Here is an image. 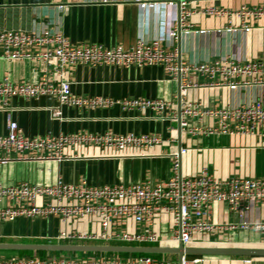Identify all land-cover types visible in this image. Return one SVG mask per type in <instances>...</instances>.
Masks as SVG:
<instances>
[{"label": "crops", "instance_id": "obj_1", "mask_svg": "<svg viewBox=\"0 0 264 264\" xmlns=\"http://www.w3.org/2000/svg\"><path fill=\"white\" fill-rule=\"evenodd\" d=\"M171 1V2H170ZM191 14L189 31L176 39L169 36L177 19V0H153L139 4L134 0H0V29L32 31L52 20L72 42H97L105 47L133 45L138 40L160 39L168 48H175L182 60L189 63L213 62L224 58L264 61V16L247 21L250 28L241 29L237 15H211L199 12L206 7L237 10L241 5L264 7V0H189ZM246 22V23H247ZM236 28L229 32L228 27ZM45 67L41 60L0 58V80L37 82ZM70 92L83 98L113 100L108 105L61 106L62 119L51 116L57 102L48 96L25 99L14 96L9 112L0 110V133L6 132L7 118L15 120L27 136L76 133L159 134L162 142L150 147L75 143L65 145L58 161L11 160L0 164V184L21 181L37 184L53 183L58 176L65 182H77L81 177L91 185L138 183L145 180H166L172 174V156L178 153L179 169L192 176L202 169L216 178L238 176L264 179V136L212 135L190 136L180 132L175 121L161 118L153 108H122L119 100L150 98L173 100L177 82L162 65H131L129 67L77 63L67 70ZM189 100H200L204 106L221 107L264 98L261 87L229 90L227 88H189ZM180 148H187L179 154ZM251 218L264 220V203L257 204ZM210 222L232 224L238 221L224 202H213L207 218ZM131 233L152 230L157 242L129 245L178 247L172 239L173 220L167 212L157 213L151 224H138L131 218L112 226ZM98 232L97 217L73 219L66 223L58 217L18 216L13 221L0 222V243H88L57 239L60 231ZM110 244H115L111 242ZM118 245H128L117 243ZM195 248H263L264 231L253 228L223 226L210 231L193 232ZM150 255L178 262L177 253L72 252L0 248V264H16L31 259L64 258L75 264H122L130 258ZM193 264H264V256L233 254H185Z\"/></svg>", "mask_w": 264, "mask_h": 264}, {"label": "built area", "instance_id": "obj_2", "mask_svg": "<svg viewBox=\"0 0 264 264\" xmlns=\"http://www.w3.org/2000/svg\"><path fill=\"white\" fill-rule=\"evenodd\" d=\"M108 1V0H102ZM139 4H150L153 0H134ZM171 2V1H170ZM177 19L169 36L176 39L180 32L189 31L191 10L189 0H177ZM211 15H237L241 29L248 30L247 21L264 16V7L241 5L237 10L206 7L199 10ZM247 22V23H246ZM227 31L236 28L228 27ZM0 58L41 60L45 63L39 80H0V110L9 112L14 96L25 99L48 96L56 100L51 107V116L62 119L61 106L108 105L113 100L83 98L70 92L68 69L77 63L92 66L108 64L123 67L131 65H162L166 74L177 82L175 99L131 98L119 100L122 108H153L162 119L175 121L180 132L190 136L212 135H258L264 136V98H253L246 103L221 107L204 106L200 100H189V88H241L264 89V61L243 60L232 57L189 63L182 60L175 48L165 47L160 39L138 40L129 47L116 44L105 47L97 42H72L52 20L41 29L32 31L1 30ZM162 142L159 134H104L76 133L27 136L15 120L7 118L6 132L0 133V164L11 160L61 161L65 145L75 143L106 145L114 148L126 146L150 147ZM187 148H180L179 154ZM172 174L166 180H145L138 183H114L91 185L84 177L77 182H65L58 176L53 183L37 184L21 181L12 185L0 184V222L13 221L18 216L58 217L63 223L84 217H97L98 232L62 230L57 239L82 242H111L131 244L157 242L159 236L152 230L131 233L112 226L131 218L138 224H151L160 212L171 214L173 220L172 239L188 245L193 232L210 231L223 226L253 228L264 231V220L250 217L253 208L264 203V179L231 176L216 178L202 169L195 175H183L179 169L178 153L172 156ZM213 202H224L231 212L237 214L234 224L210 222L207 218ZM16 264H75L64 258L49 260L31 259ZM122 264H193L184 256L173 262L141 255Z\"/></svg>", "mask_w": 264, "mask_h": 264}, {"label": "water", "instance_id": "obj_3", "mask_svg": "<svg viewBox=\"0 0 264 264\" xmlns=\"http://www.w3.org/2000/svg\"><path fill=\"white\" fill-rule=\"evenodd\" d=\"M0 248L29 249L47 251H72V252H126V253H177L179 259L185 254H233L264 256L263 248H195L183 245L178 247L143 246V245H118V244H88V243H0Z\"/></svg>", "mask_w": 264, "mask_h": 264}, {"label": "rangeland", "instance_id": "obj_4", "mask_svg": "<svg viewBox=\"0 0 264 264\" xmlns=\"http://www.w3.org/2000/svg\"><path fill=\"white\" fill-rule=\"evenodd\" d=\"M79 252H81V251H79Z\"/></svg>", "mask_w": 264, "mask_h": 264}]
</instances>
